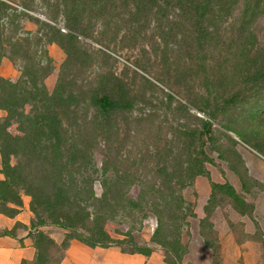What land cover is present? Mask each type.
<instances>
[{"label": "rangeland", "instance_id": "rangeland-1", "mask_svg": "<svg viewBox=\"0 0 264 264\" xmlns=\"http://www.w3.org/2000/svg\"><path fill=\"white\" fill-rule=\"evenodd\" d=\"M1 147V207L55 242L45 264L67 231L164 264L264 248V0H0Z\"/></svg>", "mask_w": 264, "mask_h": 264}, {"label": "crops", "instance_id": "crops-1", "mask_svg": "<svg viewBox=\"0 0 264 264\" xmlns=\"http://www.w3.org/2000/svg\"><path fill=\"white\" fill-rule=\"evenodd\" d=\"M1 179V176H0ZM30 215L26 207H19L13 215L0 212V233L14 230L10 235L0 234V264H35V248L29 232ZM21 227H17V226ZM225 251L242 254L240 260H219L216 264H264L260 254L264 248L252 244L221 246ZM57 264H164L157 255L125 252L116 245L88 246L70 240ZM199 264H209L207 262Z\"/></svg>", "mask_w": 264, "mask_h": 264}, {"label": "trees", "instance_id": "trees-1", "mask_svg": "<svg viewBox=\"0 0 264 264\" xmlns=\"http://www.w3.org/2000/svg\"><path fill=\"white\" fill-rule=\"evenodd\" d=\"M111 1V0H110ZM33 76H32V78H31V81L33 80ZM13 90H15V89H13ZM36 90V89H35ZM31 99H33L34 100V96H31L30 97ZM58 103L59 102H63V100H61V98H56L55 99ZM93 103L94 104H96V106L98 107V109L102 112V113H106V112H108V110H110L111 108H112V103L107 99V97L106 96H101V97H99V98H94L93 100ZM8 105L9 106H6L7 107V109H9L10 108V106L11 107H17L18 105H21V104H19L18 102H9L8 103ZM50 111H52V110H50ZM16 114H17V112H16ZM34 122H36L35 124H38V123H40V124H42L39 120H34ZM57 124H58V121H57V119H56V116H55V113H54V111L51 113V116H50V121L47 123V122H45L43 125H44V131L45 130H49L52 134H56L57 133V131H56V126H57ZM34 124H31V126H33ZM18 127L17 128H19L20 127V125L18 124L17 125ZM30 126V127H31ZM207 132V131H206ZM205 132V133H206ZM5 151H4V148L3 147H1L0 148V157H1V163H3V165L6 167V168H9V166L6 164L7 163V160H8V158L5 156ZM81 157V158H80ZM72 156L71 157V159L69 160V162H71V163H73L74 161H76V159H84V163H89V160H87V158L85 157V155H82V156ZM7 183H9V182H7V180H6V176H5V174H4V176H3V179L2 180H0V212L1 213H4V214H6V215H13L16 211H17V209L19 208H17L16 210H14V211H4L3 210V208L1 207V201L3 200V198H2V194H3V191L1 190V186L2 185H4V184H7ZM215 186H220V185H218V184H216ZM75 188V187H74ZM68 189L69 188H66L65 190H60V189H56V192H57V196H58V199H67V200H70L69 198H68V195H69V191H68ZM75 191H74V193H72L73 195L72 196H75V197H77L78 195H79V192L80 191H82V189H79V188H75L74 189ZM11 197V196H10ZM13 197V196H12ZM6 198H9V197H7V195H6ZM71 200H75V198H71ZM45 201L46 202H44L43 201V204L45 205V206H50L49 204H48V202H47V199H45ZM94 203L95 204H98V206H102V208H104V207H107L108 206V203H107V200L105 199V198H103L102 196L101 197H98V198H96V199H94ZM53 205H55L56 207H57V205H59V206H61V204H58V202H54L53 203ZM63 205H67L66 206V211L67 212H70L71 211V208L72 209H74L71 213L72 214H75L78 210V208H79V210L81 209L80 208V206L79 205H77V204H71V203H68V204H63ZM94 205V204H93ZM55 209H58V208H55ZM30 211H32V212H34V205L32 206H30ZM48 217H49V219H50V223H53V224H55L57 227H59V228H65V229H67V230H70V228H71V226L67 223V221L65 220V219H67L68 217H66L65 216V219H63L60 215L59 216H57V215H51V214H49L48 215ZM44 221L43 220H39L38 222H37V224L38 225H40V224H44L43 223ZM1 235H10L11 233H10V231H2L1 233H0ZM69 234V235H68ZM28 235H32V239H33V247L35 248V260L38 262V259H39V256H41L42 257V250H43V257H42V259L39 261V263L40 264H45V263H47V262H49V258H48V255L46 254V249H47V247H53L54 245H55V242L48 236V235H44L42 232H40V231H38V230H32V228L31 227H29V232H28ZM77 240V241H79V242H81V243H84V244H86V245H88V246H94V245H99V246H107V245H109V244H99V243H93V242H91V243H88V242H86V241H84L83 239H81V238H79V236H74V234H70V231H67V233H66V235H65V237H64V239L63 240H65L64 241V243L62 244V247L63 248H65L66 246H67V244H68V242L70 241V240ZM41 243H43L44 244V247L42 248L41 246H39V244H41ZM64 250V249H63ZM123 250V249H122ZM123 251H125V252H138V253H142L141 251H138V250H123ZM63 252V251H62ZM143 254V253H142ZM61 256H62V253H61V255H60V257L57 259V261H56V263L55 264H57L58 263V261L60 260V258H61ZM36 264V263H35Z\"/></svg>", "mask_w": 264, "mask_h": 264}]
</instances>
